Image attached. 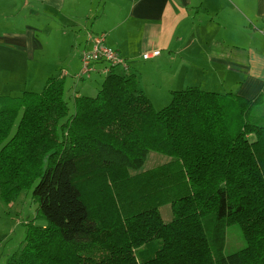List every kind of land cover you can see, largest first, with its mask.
<instances>
[{"label": "trees", "instance_id": "obj_1", "mask_svg": "<svg viewBox=\"0 0 264 264\" xmlns=\"http://www.w3.org/2000/svg\"><path fill=\"white\" fill-rule=\"evenodd\" d=\"M64 93L0 97V199L38 206L5 264H264V92L186 88L156 111L111 72L95 97ZM150 152L168 161L138 172Z\"/></svg>", "mask_w": 264, "mask_h": 264}, {"label": "crops", "instance_id": "obj_2", "mask_svg": "<svg viewBox=\"0 0 264 264\" xmlns=\"http://www.w3.org/2000/svg\"><path fill=\"white\" fill-rule=\"evenodd\" d=\"M88 33L105 35L128 66L113 73L133 76L156 111L186 76L184 89L246 100L264 92V0H0V97L40 93L49 78H63L70 107L97 93L108 75L103 65L93 87L77 78ZM154 51L151 64L137 62Z\"/></svg>", "mask_w": 264, "mask_h": 264}, {"label": "rangeland", "instance_id": "obj_3", "mask_svg": "<svg viewBox=\"0 0 264 264\" xmlns=\"http://www.w3.org/2000/svg\"><path fill=\"white\" fill-rule=\"evenodd\" d=\"M137 62L140 65H146V64L152 63L151 61H146V60L143 61L142 54H140ZM117 72H120V71H117ZM93 79H94V76H91L88 79L83 78V80L80 82L81 84L84 83L86 87H93L94 85ZM180 80H183V77L178 79L179 86L177 89L179 90L177 91H181L182 89L187 87V76L185 77L184 82ZM181 82L183 83L181 84ZM83 93L90 94L91 92L84 91ZM212 93H217V92H212ZM96 94L97 93L92 92L88 97H91V98L95 97ZM164 107L166 106H155V108L158 109L157 111L163 109ZM14 131L15 130L12 131V134L14 133ZM167 161H168V158H166L165 156H161V155L150 152L143 166L140 168L138 172H145V171L151 170ZM11 204H15L13 209H9V206ZM37 207H38L37 204L34 203L31 198L30 190L21 192L18 198L15 200V202L10 203L8 205L4 204L0 199V230L4 233V238H5V239H2L0 235V238H1L0 239V260H2V256L4 254L3 249L5 247H7L6 255L8 252L13 253L19 248L21 242L24 240V237H25L26 225L33 222L35 215H36ZM159 213H160V217L163 223H167L170 220L171 211L168 205L159 208ZM44 224L45 222L42 220L34 221V225L36 226H43ZM243 246H244V242H243L239 229L236 226H230L226 234L225 252L229 254L234 251L240 250Z\"/></svg>", "mask_w": 264, "mask_h": 264}, {"label": "built area", "instance_id": "obj_4", "mask_svg": "<svg viewBox=\"0 0 264 264\" xmlns=\"http://www.w3.org/2000/svg\"><path fill=\"white\" fill-rule=\"evenodd\" d=\"M87 43L90 49H83L80 52V73L78 79L89 78L96 72V66L103 65L102 72L109 74L114 69L121 68L126 71L128 69L126 61L119 55L118 52L109 48L105 43V35L87 34ZM159 51L146 53L142 55L143 60H149L159 56Z\"/></svg>", "mask_w": 264, "mask_h": 264}]
</instances>
